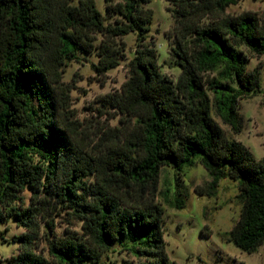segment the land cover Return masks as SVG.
Wrapping results in <instances>:
<instances>
[{"label": "trees", "instance_id": "1", "mask_svg": "<svg viewBox=\"0 0 264 264\" xmlns=\"http://www.w3.org/2000/svg\"><path fill=\"white\" fill-rule=\"evenodd\" d=\"M105 2L112 24L94 0H0V224L13 220L23 229L9 264H100L115 242L135 264H175L165 251L158 179L165 166L182 172L197 163L210 178L194 189L198 196H214L222 179L237 183L240 211L226 239L256 252L264 244V157L225 138L211 112L241 132L238 100L257 89L242 47L264 56V20L227 13L236 0H166L180 68L173 82L143 43L149 0ZM129 33L138 42L129 76L120 93L101 97L120 125L92 137L71 108L64 66L94 54L93 71L105 74L119 66L124 44L117 41ZM59 206L80 233L55 234ZM40 242L47 257L36 251Z\"/></svg>", "mask_w": 264, "mask_h": 264}, {"label": "rangeland", "instance_id": "2", "mask_svg": "<svg viewBox=\"0 0 264 264\" xmlns=\"http://www.w3.org/2000/svg\"><path fill=\"white\" fill-rule=\"evenodd\" d=\"M94 2L96 9L104 16L105 24H112L116 16L106 14L105 0ZM147 7L152 10L153 16L143 43L154 47L161 73L176 82L180 68L172 53L174 40L168 35L173 25L166 10L168 3L166 0H149ZM245 12L255 13L264 20V0H236L235 4L227 8L230 15ZM101 40L102 36L96 35L95 45ZM117 42L124 44L121 46L119 66L103 75L96 74L92 69V64L97 60L94 54H78L76 60H69L64 66L63 82L71 89V108L81 127L92 137L100 128L120 125L119 116H115L114 110L102 104L101 97L120 93L121 85L129 76L128 63L134 56L138 42L134 33H129ZM242 49L248 57L247 71L256 72L257 89L254 94L238 100L241 132L235 134L224 124L215 107L211 116L222 129L225 138L240 141L259 160L264 157V56L256 58L246 48ZM212 77L215 74L209 75V78ZM209 95L214 101L211 91ZM209 181L207 172L198 163L182 172L170 166L161 169L156 202L163 210V238L169 260L175 264H264V244L256 252L248 254L226 239L225 234L236 222L240 211V202L236 197L237 183L222 179L214 196H198L194 189L206 188ZM22 197L27 205L30 193L25 191ZM177 200L184 201L182 209L174 207ZM67 213L70 210L59 206L58 214L54 217L55 234L58 236L67 231L81 232L80 223L71 219ZM22 232L23 229L13 220L0 224V264H9L11 257L18 253L19 244L13 240ZM36 251L47 257L42 242ZM136 261L133 255L115 242L109 251L102 254L99 263L135 264ZM85 264L93 263L88 261Z\"/></svg>", "mask_w": 264, "mask_h": 264}]
</instances>
